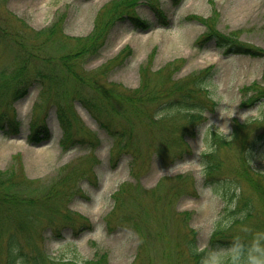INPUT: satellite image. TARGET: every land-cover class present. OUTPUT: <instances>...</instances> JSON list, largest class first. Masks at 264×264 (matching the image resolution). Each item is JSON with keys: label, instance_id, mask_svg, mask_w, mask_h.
I'll return each instance as SVG.
<instances>
[{"label": "rangeland", "instance_id": "rangeland-1", "mask_svg": "<svg viewBox=\"0 0 264 264\" xmlns=\"http://www.w3.org/2000/svg\"><path fill=\"white\" fill-rule=\"evenodd\" d=\"M113 1L0 0V33L4 35V39H0V72L15 74L17 67L26 60L25 72L32 83L23 98L7 106L6 115L5 106L0 105V119L15 117L20 126L17 132L9 125L0 127V171L15 172L19 181L24 176L28 178L29 186L37 190L32 194L38 197L45 196L50 188L53 190L49 196L57 195L60 211L52 219L41 216L33 233L34 241L43 246L48 256L82 264L96 259L99 253H107L108 264H133L140 252L141 238L133 228L119 220L128 211L138 215L141 214L139 209L146 208L143 212L145 217L148 212L149 219L142 224V233L148 235V246L143 261L137 262L174 264L176 253L185 251L188 256V249H184L181 227L177 228L181 225L180 220L173 213L192 212L189 226L197 231L200 249L209 247L218 220L223 224L229 221L226 217L228 201L218 196L215 185L205 183L201 163L202 154L207 151L205 134L214 130L229 136L235 121L257 118L260 113L257 107L241 104L240 90L254 81L264 85V57L227 52L213 40L202 46L196 45L207 30L197 17L210 18L223 34L235 37L245 46L264 50V0H140L136 14L154 25L143 29L136 27L128 17L119 20L97 53L78 62L80 79L82 76L83 80L91 81L86 86L82 83L81 93L98 105L99 114L82 102H75L76 114L83 123L75 138L83 143L71 144L65 150L61 144L63 129L57 112V103H63L64 99L55 94V90L45 88L44 83L48 80L36 74L39 70L61 73L59 76L64 80H60L59 85L62 84L67 92H75L81 82L73 74L69 77L59 70L60 57L70 52L76 38L92 32L97 19L103 16L102 12L106 14ZM151 3L164 9L169 25H159ZM59 15L65 16L63 34L53 38L47 28ZM170 65L178 69L173 71L176 79L209 67H213L215 73L206 83L208 98L202 107L205 117L197 125L196 133L186 138L193 152L176 160H171L165 151L158 152L162 156L157 153L161 139L164 136L167 139L172 128L167 124L151 123L153 113L158 117L171 112L166 104L160 105L168 97L149 101L161 84L160 78L151 72ZM143 67H146L144 72ZM146 81L148 87L140 93L141 101L138 97L133 103L125 101L126 96ZM104 91L112 98L108 94L105 96ZM118 94L124 99L121 100ZM41 124L48 126L50 138L32 141L33 127ZM103 124L120 132L132 128L140 149L137 163L132 162L128 154L114 157L115 138ZM89 139L99 140V143L93 144L92 148ZM220 155L227 157L228 153ZM147 156L150 158L146 162ZM252 165L264 171V147L256 153ZM73 168L81 174L88 170V175L73 183L68 180V170ZM178 174H192L196 178V195H185L169 206L161 199L155 201L150 190L164 179L162 191L166 194L167 186L172 182L169 178ZM125 183L134 185L127 195L130 204L125 202L117 209L114 195ZM137 184L141 185L142 191L135 194ZM242 188L248 192L244 184ZM61 214H71L72 225L64 222ZM164 225L170 226V234L167 229L164 235H159ZM244 230V227H236L233 236ZM20 240L24 242V238ZM26 250L29 252L30 248ZM169 254H172L171 258ZM0 260L3 261L2 256Z\"/></svg>", "mask_w": 264, "mask_h": 264}, {"label": "trees", "instance_id": "trees-1", "mask_svg": "<svg viewBox=\"0 0 264 264\" xmlns=\"http://www.w3.org/2000/svg\"><path fill=\"white\" fill-rule=\"evenodd\" d=\"M141 2L140 0L113 1L106 14L102 12L103 16L97 19L92 32L86 37L76 38V43L69 49L70 52L62 54L59 70L63 74H69V77L73 74L81 82L75 92H67L62 84L59 85L64 80L59 76L61 73L58 75L52 74L51 71L46 73L41 70L37 72L36 75L39 78L48 80L47 84L44 83V87L55 90V94L62 96L64 99L63 103L60 101L57 103L58 117L63 129L61 140L63 149L67 150L74 143H83L81 139L77 140L75 138L83 127L81 118L75 111L76 101L82 102L89 110L92 112L94 110L99 114L98 105L81 93L82 83L86 86L91 81L83 80L82 76L80 79L77 71L78 62L81 63V58L87 55L97 53L104 45L111 29L119 20L128 17L136 27L151 28L154 24L138 16L135 12V8ZM151 5L154 8L159 25H169L170 20L164 9L152 3ZM64 17V15H59L54 23L47 28L48 33L53 38L61 37L63 34ZM197 19L204 23L207 30L196 41V45L202 46L213 40L220 49L227 52L264 57V50L245 46L238 42L235 37L223 34L214 26L210 18L197 17ZM2 29L4 30V28ZM41 32L43 30L37 33ZM0 39H4L3 32L0 33ZM23 52L26 55L28 53L26 50ZM25 61H23L21 67H17L15 74L10 75L11 73L7 71L0 72V105H5V115L8 113L7 105L9 101L14 103L23 98L32 85L30 75L25 72ZM145 68H142L143 72ZM213 69V67H209L183 79L174 77V72H177L178 69L172 65L165 66L160 71L151 72L153 76L160 78L161 84L160 88L149 98V101L153 102L155 99L168 97L160 105L166 104L167 110H171L169 114L158 115V117H156V113H153L154 120L151 122L152 124H167L172 128L169 130V135L167 134L168 138L166 139L164 136L161 139L162 143L157 147V153L165 151L170 155L171 160H176L193 152L186 138L196 133L197 125L205 117L202 107L207 104L208 91L206 83L215 74ZM66 75L64 76L66 77ZM147 87L148 82H143L139 89L125 97V101L133 103L136 97H138V101H141L140 93H143ZM240 91L243 96L241 104L248 108L257 107L260 111L259 116L246 122L235 121L232 133L229 136L214 130L208 131L204 137L207 151L202 154L201 160L205 183L215 185L218 196L228 201L226 217L229 218V221L223 224L222 220H218L215 223L209 247L200 249L198 247L197 231L189 226L192 212L173 213L180 220L181 225H177V228L181 227L184 249L186 247L188 249V256L185 251L176 253L177 261L174 264H264V171L254 168L252 165L256 153L264 147V85L259 81H254ZM69 93H71V96H69ZM103 93L105 96L108 94L112 98L108 92L104 91ZM119 98L124 99H122V94ZM3 116L2 114L1 117ZM175 119H177V122ZM5 125H9L13 132L19 131L20 126L18 122H15V117L0 119V127L3 128ZM102 126L108 129L109 133L115 138L112 150L114 157L118 158L123 154H128L131 156L132 162L137 163V160L140 159V149L136 145L132 128L129 127L120 132L108 128L107 124ZM50 135L48 126L41 124L33 127L30 139L32 141H45L50 138ZM89 140L92 148H94L93 144L99 143V140ZM153 150L154 146L151 147L150 153ZM223 152L228 153V156L221 157L220 154ZM158 154L162 156V154ZM149 158L150 156H147L144 159L147 162ZM86 171L85 173L82 171L81 174L74 168L69 169L70 177L67 176L68 180L75 183L77 179L85 177L86 174L88 175V170ZM169 179L172 182L167 186L166 194L162 191V180L164 181V179L157 187L150 190V194L155 201L159 202L161 199L169 206L170 203L185 195H196L197 181L192 174H178ZM19 180L13 171L7 173L0 171V257H3L0 264H79L74 260L48 256L43 246L34 241L33 233L38 228L40 217L44 216L52 219L60 211V205L56 201L57 195L54 197L49 196V192L53 190L52 188L45 196L38 197L32 194L37 190L29 186L31 181L28 178L24 176L22 181ZM242 184L247 187L248 192L242 188ZM132 186L134 185L125 183L114 195L117 209H121L120 206L125 205V202L130 204L127 195H130ZM135 187V194L142 191L140 184ZM130 198L132 199L131 196ZM139 210L141 214L134 215L128 211L119 221L120 223H126L140 235L141 244L137 261H143V254L146 253L148 246L146 244L148 235L145 232L143 235L142 224L149 219V214L147 212L145 217L143 211H146V208ZM59 216L64 222L72 225L73 219L71 217L73 216L71 214H61ZM238 226L244 227L245 230L233 236V229ZM167 229L170 234V226L164 225L159 231V235H164ZM20 238H24L23 243ZM178 245L176 243V246ZM28 248H30L29 252L26 250ZM171 256L172 254H169L168 257L171 258ZM108 260L107 253H99L96 259L84 261L82 264H108ZM137 261L133 264H138Z\"/></svg>", "mask_w": 264, "mask_h": 264}]
</instances>
